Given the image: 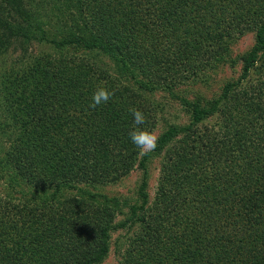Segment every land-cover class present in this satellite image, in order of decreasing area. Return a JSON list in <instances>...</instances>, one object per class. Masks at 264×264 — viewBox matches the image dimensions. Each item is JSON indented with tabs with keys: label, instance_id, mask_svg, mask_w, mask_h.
<instances>
[{
	"label": "trees",
	"instance_id": "16d2710c",
	"mask_svg": "<svg viewBox=\"0 0 264 264\" xmlns=\"http://www.w3.org/2000/svg\"><path fill=\"white\" fill-rule=\"evenodd\" d=\"M190 23L201 37L189 36ZM251 33L254 45L236 54ZM34 42L55 52L41 49L14 69L0 60V184L28 185L42 201L20 205L0 194V264H102L121 229L131 236L120 264H166L156 242L169 220L188 236V264H264V0H0V54ZM161 59L184 74L158 75ZM204 68L236 76L209 99L195 87L207 82ZM253 76L257 85L247 87ZM97 87L114 95L91 108ZM162 91L182 98L204 129L198 146L158 173L152 209L148 155L139 164L141 206L114 190L131 170L123 158L124 147L135 148L130 139L115 138L124 147L94 164L80 155L134 119L133 106L147 118L140 127L155 132ZM59 125L78 134V148L64 146Z\"/></svg>",
	"mask_w": 264,
	"mask_h": 264
},
{
	"label": "rangeland",
	"instance_id": "374dc122",
	"mask_svg": "<svg viewBox=\"0 0 264 264\" xmlns=\"http://www.w3.org/2000/svg\"><path fill=\"white\" fill-rule=\"evenodd\" d=\"M196 15L200 17L202 22L206 21L205 19H202V14L198 11H196ZM204 17V16H203ZM185 28L191 29V35L190 37H201L202 35H194V31L197 32V25L190 23ZM187 36H181L180 39H185ZM168 38V37H167ZM166 38V39H167ZM218 39V37H214ZM165 39V40H166ZM254 45V34L251 33L244 37L242 41L238 44L236 47V54H243L250 50L251 46ZM41 49H44V51H49L48 53H54L55 49L51 48L49 49L48 46H40L38 43H33L32 46L29 47L27 52H21V51H10L5 54H0V60L5 61L7 63L8 67H12L14 69L13 64L17 66H21V63L24 61L31 59L32 54L36 55L39 53ZM32 60V59H31ZM28 63V62H27ZM177 70H180L179 73H183L182 67H174L172 65L170 60L167 59H161L157 65L155 66V71L158 75H162L165 77H168L169 79L174 76L175 72ZM203 72L201 75H204V78H207V82L199 81L195 85L196 88L203 86L206 90L207 97L210 99L214 95L218 94L220 92L221 87L223 86L224 82L230 79L233 76H236L234 74V71L231 69H225L221 71L219 70H211L209 68H204L202 70ZM200 75V76H201ZM254 75V72H253ZM178 77V75H177ZM252 78V77H251ZM264 78V76H263ZM258 78L253 76V80L249 79L246 81L247 87H255L258 83ZM177 81V80H175ZM173 81H171L172 84ZM182 89L181 93L184 94V98H187L190 102L195 101V96L184 92L186 89L185 85H181ZM242 88H246V86H242ZM166 89V88H165ZM179 89V90H180ZM184 92V93H183ZM162 98H159V101L162 103V108H159L158 106H155V109H158L157 120L155 121V124L157 125V128L155 130V133L158 136V143L159 140L162 137L164 133H166L168 130L174 128L175 132L170 139V142L166 145L164 150H158L157 147L153 152L148 153V159L146 162L145 167H147V170L150 171V186L146 189V191L149 194L150 202L147 205V208H154L156 202L158 201V193L157 192V184H158V173L160 170L164 168V166L168 163L174 162V159L178 154H189L196 146H198V135L200 132H203V125L194 121L193 118V112L187 107L186 103L182 100V98L175 97L177 95L171 94V92H165L162 91ZM180 93V91H179ZM70 111L75 114L77 113V109L73 104L69 105ZM58 115L59 112H58ZM65 116L61 114V119L63 120ZM68 118V117H67ZM70 119V118H69ZM218 119H214L213 123L216 122ZM135 127L134 125V119H131L130 121H126L123 123V125L119 123L115 124V128L112 132L111 140L106 136H99V138L90 143L89 146H86L85 153L83 155H80L84 158L85 163H89L86 159L91 160V164L96 163L98 160H104L106 156L110 155L111 151L113 154L119 150V148L124 147L121 145V143L116 142L115 138L121 137L122 140H129V132ZM58 128L64 133L62 136L65 139L64 146L65 147H79V137L78 134L74 131H72L70 128L68 129L66 126L59 125ZM135 146V145H134ZM171 148V151L168 152V150ZM125 156L123 158H127L131 163V170L123 174L121 173V170L118 169V171L122 174L123 179L121 182V185L116 187L114 190L116 192V195L120 199H127L131 204L136 203L138 206H141L142 202L137 200V190L140 185L141 177L144 176V171L140 166V160L143 159L146 155H140L139 149L135 146V148L132 147H124ZM129 153V155H128ZM132 153V154H131ZM136 158L134 161L133 157ZM96 157H99L97 159ZM113 159V157H110V161ZM111 163V162H110ZM90 164V163H89ZM115 167H117L116 161H114L113 164ZM88 167V166H87ZM146 170V172H147ZM113 175V173H112ZM84 179V178H83ZM87 180V179H86ZM81 184V185H80ZM80 187H83L85 189L86 185L85 183H79ZM101 187V186H100ZM105 193L108 195H111L110 188L105 187L103 189ZM0 194H8L10 198L14 200L15 203H19L20 205H24L27 203L33 202H40L42 201V197L32 199L31 194V187L28 185H20L18 187H13L11 185V182H6L4 179L1 180L0 184ZM24 195H27V197H22ZM73 194H78V190H73ZM175 195V194H174ZM173 195V196H174ZM15 196V197H12ZM119 219H122L120 216ZM174 220H169L165 223V226L162 228L160 235L161 239L159 242H156L160 245V247L157 249H163L164 255L168 258V261L166 264H188L187 263V256L189 255L190 251L192 250V247L189 244L188 236L184 233H182V228L173 222ZM128 231L126 229H121L117 231L111 242V252L109 257L103 262L102 264H120L124 261V257L128 255L127 251V244H128V238L131 236L130 234L127 235ZM163 253V251H162ZM139 264H144V262H140Z\"/></svg>",
	"mask_w": 264,
	"mask_h": 264
},
{
	"label": "clouds",
	"instance_id": "9594fccd",
	"mask_svg": "<svg viewBox=\"0 0 264 264\" xmlns=\"http://www.w3.org/2000/svg\"><path fill=\"white\" fill-rule=\"evenodd\" d=\"M114 95V92L109 91L105 87H97L91 97L89 107L96 108L102 104H106ZM128 111L134 118L135 127L129 132L131 142L139 149L140 155H147L153 152L158 143V136L154 131H149L146 128H141V125L146 123V116L142 110L136 107H130Z\"/></svg>",
	"mask_w": 264,
	"mask_h": 264
}]
</instances>
